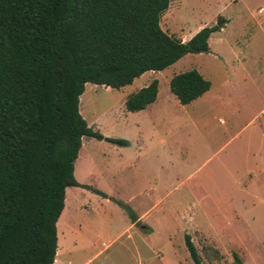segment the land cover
<instances>
[{"label": "rangeland", "instance_id": "rangeland-1", "mask_svg": "<svg viewBox=\"0 0 264 264\" xmlns=\"http://www.w3.org/2000/svg\"><path fill=\"white\" fill-rule=\"evenodd\" d=\"M219 17L210 53L120 90L88 85L82 117L128 145L83 138L75 178L90 190H66L55 264H194L186 235L202 264H264V0H175L161 27L188 42ZM192 70L211 89L183 106L170 83ZM155 80L157 103L128 112Z\"/></svg>", "mask_w": 264, "mask_h": 264}, {"label": "trees", "instance_id": "trees-1", "mask_svg": "<svg viewBox=\"0 0 264 264\" xmlns=\"http://www.w3.org/2000/svg\"><path fill=\"white\" fill-rule=\"evenodd\" d=\"M173 1L0 0V264H55L66 190H90L75 178L83 138L128 145L89 127L80 113L86 85L120 90L187 55L210 53L211 37L228 21L219 17L180 41L161 27ZM170 89L187 106L211 83L192 70ZM158 94L155 80L128 97L127 111L145 110ZM185 241L202 264L189 235Z\"/></svg>", "mask_w": 264, "mask_h": 264}, {"label": "crops", "instance_id": "crops-1", "mask_svg": "<svg viewBox=\"0 0 264 264\" xmlns=\"http://www.w3.org/2000/svg\"><path fill=\"white\" fill-rule=\"evenodd\" d=\"M259 13H261V10H260V12ZM227 25V24H226ZM226 25H225V27H226ZM225 29V28H224ZM224 29H222V30H224ZM200 30H202V29H199L193 36H195ZM221 32V31H220ZM238 45H241V43H239V41L237 42L236 41V46H238ZM221 58V57H220ZM239 60L240 61H242V62H244L246 59H240L239 58ZM88 85L89 84H87L86 85V88H85V91H86V89H87V87H88ZM82 96H85V92H84V94L82 95ZM203 97V96H202ZM82 98V97H81ZM200 99V98H199ZM157 100H158V98H157ZM157 100L153 103V104H151V105H149L145 110H147L149 107H151V106H153L155 103H157ZM197 101V100H196ZM195 102V101H194ZM80 103H81V99H80ZM145 110H143V111H145ZM142 112V111H141ZM138 113V112H137ZM108 138V137H107ZM126 141V140H125ZM79 158V157H78ZM83 190H85V189H83ZM132 200L131 201H135L136 199H135V196L133 197V198H131ZM147 218H148V216H140L139 218H138V224L139 223H144L146 220H147ZM184 221H186V220H184ZM188 227V226H187ZM147 228H151L152 229V227H150V226H148L147 225V227L145 226L144 227V229H147Z\"/></svg>", "mask_w": 264, "mask_h": 264}]
</instances>
